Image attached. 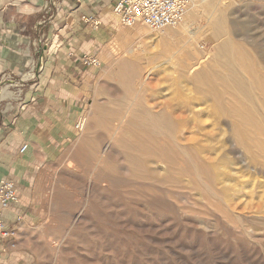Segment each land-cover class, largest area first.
<instances>
[{"label": "rangeland", "instance_id": "1", "mask_svg": "<svg viewBox=\"0 0 264 264\" xmlns=\"http://www.w3.org/2000/svg\"><path fill=\"white\" fill-rule=\"evenodd\" d=\"M194 1L224 4L230 14L231 41L242 53L230 59L251 84L257 129L228 113L247 106L214 56L225 36L209 37L211 8L192 19L204 30L196 54L183 64L172 60L184 41L178 36L164 56H142L132 81L113 64L126 54V42L109 37L83 126L74 127L82 143L71 136L34 193L28 240L22 231L18 244L22 264H264V0ZM199 57L207 74L195 78L187 69ZM156 64L140 89L136 76ZM148 110L168 118L149 121ZM160 147L165 161L146 157Z\"/></svg>", "mask_w": 264, "mask_h": 264}, {"label": "crops", "instance_id": "2", "mask_svg": "<svg viewBox=\"0 0 264 264\" xmlns=\"http://www.w3.org/2000/svg\"><path fill=\"white\" fill-rule=\"evenodd\" d=\"M113 1L0 0V180H14L19 194L4 219L12 223L17 213L24 216L15 248L0 239V264H22L24 248L18 244L22 231L23 242L28 240V213L46 167L71 136L81 139L74 124L81 114L84 120L96 80L95 68L81 59L104 61V44L124 29L112 14ZM91 17L99 20L96 27ZM27 68L35 71L32 79L23 77Z\"/></svg>", "mask_w": 264, "mask_h": 264}, {"label": "bare ground", "instance_id": "3", "mask_svg": "<svg viewBox=\"0 0 264 264\" xmlns=\"http://www.w3.org/2000/svg\"><path fill=\"white\" fill-rule=\"evenodd\" d=\"M190 2V5H188L189 7L186 8L182 19L179 21L178 27L174 25L157 30L151 29L146 26L148 28V30H146L143 28L142 24H135L129 28H124L118 37V41L123 40V42H126V54L120 58H117L113 64H120V75L125 78L129 76L130 80L132 81L136 74V66L139 61H141L140 59L142 58V56L151 59H155L157 58V56L160 57L163 52H165L166 50L168 51V47L170 46V44L176 45V42L179 40L178 36L181 37L184 41H182V44L179 45L174 51L170 49L172 52L170 50L169 52H171L170 56L172 60L174 58H177L178 64H183V62L190 58L191 55H194L198 52V48H202L199 39L201 38L200 36L204 32V30L200 27H194L192 19L198 14H201L203 10L205 11V7H207V9L211 8L212 11L211 13H209L208 19L206 21V26L210 29L209 37L214 40L218 37L225 36L224 39L217 44V51L214 56L216 59H223V64L226 67L228 73L231 75V85L229 86L230 89L235 91V93H238V95L240 94V96L243 98L242 100L245 101V104L247 106L246 108L228 109V113H230L231 116H237L238 120L242 123L249 124V126L257 129V109L253 108L252 102L250 101L251 96H254L250 92L251 84L246 81L245 78L239 76V74L235 70L234 62H232L230 59L231 55H235L237 54V52L239 54L242 53L239 50H235V45L231 41V30L227 22V17L228 15L230 16V14L227 12L226 6L224 4L223 6H219L218 4L214 6L213 2L209 1L206 2L207 4L205 5V7H203L202 2L196 3L194 0H190ZM112 14L116 17L118 21L117 16L113 12ZM172 28L177 29L178 32L173 31L174 29ZM131 37H134L135 40L129 41ZM135 41H137L136 43H138L137 46H133ZM203 57H199L196 63L190 64L188 66L187 70L189 72H192L195 78H199L200 76H206L207 74L203 68H198L204 62ZM167 61H170V65L175 64V62L171 61L170 59H168ZM157 67V64L155 66L153 65L152 67H148V69L146 68V70L140 73L138 77L136 76V79H138L137 83L140 89H144L148 86V84L151 83V81H149L150 75L153 69ZM224 74L225 73L221 75L218 73L217 75L219 78L224 77L227 79ZM222 80L225 79L222 78ZM211 88H213L212 81L208 80V89ZM241 106L245 105L242 104ZM134 117V113L130 112L129 119L131 120V118ZM147 118L149 121H160L165 120L168 117L164 112H161L159 115H152L148 110ZM80 121H82L83 126L84 120L81 119ZM173 125L174 124L170 123L171 127H173ZM81 128L79 130H81ZM146 128L148 130L149 126H147ZM116 132L117 130H115V132L113 133V137L116 136ZM76 143L80 145L82 143V139H78ZM150 144L152 143L147 140V145L149 146ZM140 146L141 142L137 140H135L130 146L132 153L137 156L136 159H131V162L137 161L135 162L136 164L141 163V157L138 154ZM147 152L148 153L146 157H151L153 158V160L155 159L165 161V159H167V157L162 154L163 147H160V150L147 149Z\"/></svg>", "mask_w": 264, "mask_h": 264}, {"label": "built area", "instance_id": "4", "mask_svg": "<svg viewBox=\"0 0 264 264\" xmlns=\"http://www.w3.org/2000/svg\"><path fill=\"white\" fill-rule=\"evenodd\" d=\"M188 0H114L112 12L117 16L120 25L130 27L135 24H142L151 29H163L176 25L183 17L188 6ZM93 26L99 24V20L93 17ZM87 67H98L99 60L93 55H84L81 59ZM23 77L32 79V70ZM82 121L75 123V128L80 129ZM27 144H23L18 152L23 154ZM19 194L14 180L2 178L0 180V239L6 240L8 247L13 249L16 246V238L19 235V227L23 218L17 213L13 222L9 223L4 219V213L11 207L13 202H18Z\"/></svg>", "mask_w": 264, "mask_h": 264}]
</instances>
